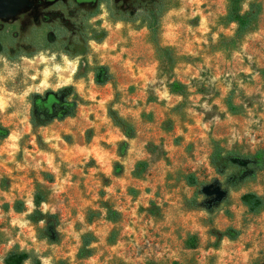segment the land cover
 <instances>
[{
  "label": "rangeland",
  "instance_id": "1",
  "mask_svg": "<svg viewBox=\"0 0 264 264\" xmlns=\"http://www.w3.org/2000/svg\"><path fill=\"white\" fill-rule=\"evenodd\" d=\"M259 1L255 27L235 37L234 25L219 21L225 0H170L158 32L159 44L174 56L168 69L155 60L145 28L111 20L106 5L83 21L76 6L58 10L77 23L76 41L91 30L105 32L99 42L87 40L81 55L51 46L10 60L0 51V125L8 131L0 138V264L11 248L28 254L22 264L32 258L39 264H264V211L249 214L238 201L244 191L264 197V170L221 199V177L208 163L213 142L242 154L264 149ZM34 16L36 23L25 15L0 19V37L13 36L26 48L29 39L48 36L50 29ZM96 64L106 65L110 82L89 83ZM171 80L183 85L182 95L168 90ZM63 85L78 97L74 114L31 128L29 94ZM108 107L134 128L120 157L115 148L123 137ZM167 118L171 126L163 130ZM138 160L146 166L135 178L130 170ZM188 172L201 184L196 190L207 191L197 199L210 212L184 206L195 189L182 179ZM35 191L43 197L38 208L58 217L55 243L37 238L27 218ZM102 202L119 212L117 222L104 218ZM87 209L97 212L89 222ZM112 228L116 236L108 242ZM190 234L195 245L187 248ZM83 236L90 254L81 257Z\"/></svg>",
  "mask_w": 264,
  "mask_h": 264
},
{
  "label": "trees",
  "instance_id": "2",
  "mask_svg": "<svg viewBox=\"0 0 264 264\" xmlns=\"http://www.w3.org/2000/svg\"><path fill=\"white\" fill-rule=\"evenodd\" d=\"M173 4L170 0H109V7H107V14L111 20L138 22L146 30L147 41L153 45L154 58L159 63L164 65L166 69L171 67L174 56L171 48L167 45H160L158 42L159 20L161 15ZM245 4L243 8L242 5ZM83 14L81 20H85L87 16H92L95 8L89 10H81ZM261 11V4L259 0H225L224 13L220 16L219 21L224 24L232 23L234 25L233 35L240 37L247 31L252 30L257 22ZM43 17L42 21L50 29L48 36H41L40 40L29 39L26 44L27 47L19 45L18 40H14L13 36L0 37V51H2L7 59H14L19 56L29 57L36 51L42 48H49L51 46L59 48L65 55L75 56L81 55L86 48L87 40H94L99 42L105 35L102 29L97 31L91 30L88 37L81 36L80 41H76L75 34L79 33L77 30V23L68 22L69 18L63 12H54L50 17ZM79 28V27H78ZM69 39L66 41L65 37ZM23 40L25 39L21 36ZM67 38V37H66ZM259 77L264 84V68L259 69ZM91 80L94 85H102L110 82L111 74L104 64H96L91 67ZM170 92L178 95L184 93L183 85L171 80L167 84ZM29 110H28V124L31 128L47 124L49 121L55 119L60 120L64 117H71L74 114L75 107L79 103L78 97L70 85H63L55 90L45 89L41 93L33 92L29 94ZM228 111H233L234 106L226 101ZM106 115L111 124L116 127L122 139L116 143L115 153L117 156H123L127 148V140L134 135L133 125L118 115L112 108L106 109ZM171 126L170 120L164 119L161 121V128L169 130ZM7 128L0 125V138L7 135ZM208 163L213 172L221 177L222 188L219 190L221 199L226 198V190H236L245 181L251 180L255 177L257 172L264 170V149H255L251 153H238L234 150L223 149L218 143L213 142L210 152L208 154ZM115 165H118L115 162ZM146 166L144 160L136 161L131 170L132 177H138ZM182 179L188 186H193L195 189L188 198L184 199V206L190 209H203L206 213L211 211V206L203 205L197 199V195L201 197L207 195L206 190H196V187L201 184L196 180L195 176L188 172L182 174ZM204 188V186H202ZM42 194L35 191L32 198L33 208L27 214V218L35 226V235L37 238L43 239L48 243H55L59 239V232L57 230L58 217L53 212L41 211L38 208L42 202ZM239 203L244 207L245 212L249 214H256L264 211V197L253 191H244L238 196ZM6 206V205H4ZM104 211V218L115 223L119 220L120 214L114 208L108 206L105 202L101 204ZM20 202L13 208H19ZM97 212L92 209H87L85 213V221L89 222L91 217ZM116 230L110 229L106 240L111 242L115 239ZM90 242L89 236L81 238V246L78 249L79 256H88L90 254L87 244ZM184 245L187 248H192L195 245V235L190 234L184 240ZM28 257V254L17 248L8 250L1 261V264H22ZM32 264H39L38 260L32 258Z\"/></svg>",
  "mask_w": 264,
  "mask_h": 264
},
{
  "label": "flooded vegetation",
  "instance_id": "3",
  "mask_svg": "<svg viewBox=\"0 0 264 264\" xmlns=\"http://www.w3.org/2000/svg\"><path fill=\"white\" fill-rule=\"evenodd\" d=\"M101 5H106L107 9V7H109V0H31L29 7L21 10L14 18H17L19 15L32 16V21L36 23L34 15L38 14L39 18L43 19L45 15L42 12L45 9L47 10L48 7L57 11L60 9H67L69 6H76L81 10H89Z\"/></svg>",
  "mask_w": 264,
  "mask_h": 264
},
{
  "label": "water",
  "instance_id": "4",
  "mask_svg": "<svg viewBox=\"0 0 264 264\" xmlns=\"http://www.w3.org/2000/svg\"><path fill=\"white\" fill-rule=\"evenodd\" d=\"M31 0H0V19L14 18L21 10L26 9Z\"/></svg>",
  "mask_w": 264,
  "mask_h": 264
},
{
  "label": "crops",
  "instance_id": "5",
  "mask_svg": "<svg viewBox=\"0 0 264 264\" xmlns=\"http://www.w3.org/2000/svg\"><path fill=\"white\" fill-rule=\"evenodd\" d=\"M89 83L93 86L92 80L89 79ZM75 90H77V88H75Z\"/></svg>",
  "mask_w": 264,
  "mask_h": 264
}]
</instances>
